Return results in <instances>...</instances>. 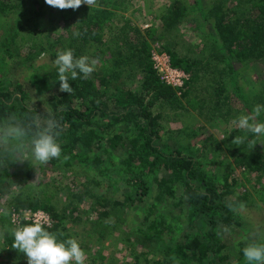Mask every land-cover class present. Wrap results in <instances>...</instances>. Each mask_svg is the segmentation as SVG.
Masks as SVG:
<instances>
[{
	"label": "trees",
	"instance_id": "trees-1",
	"mask_svg": "<svg viewBox=\"0 0 264 264\" xmlns=\"http://www.w3.org/2000/svg\"><path fill=\"white\" fill-rule=\"evenodd\" d=\"M84 1L73 12L78 18L65 20L69 33L63 45L58 39L38 43L20 37L16 42L17 31L0 38V255L7 257L1 264L35 263L36 253L51 248L65 253L59 243H71L68 220L76 222L86 214L94 216L89 224L95 239L83 242L87 253L96 249L86 254L84 264H106L102 252L108 240L121 253L126 250L122 264H264V237L234 245L223 240L226 232L241 227L238 210L249 195L236 193L231 167L223 176L209 171L205 156L212 137L191 145L199 129L193 135L184 133L186 124L168 129L162 115L155 114L157 104L178 108L187 98L199 62L167 49L171 65L189 80L181 91L163 85L152 69L147 41L131 42L130 34L139 36V30L115 12L124 0ZM204 2L188 6L184 0H166L163 29H174L199 11L203 19H211L219 52L227 59L246 65L264 58V0ZM52 3L59 15L71 6ZM24 4L0 0V15L21 17ZM30 13L38 37L45 11ZM116 20L123 23L119 29ZM122 41L128 47L118 46ZM55 48L49 66L31 64ZM110 52L111 66L106 65ZM133 61L142 81L130 88L118 83L119 69ZM96 62L105 65L100 69ZM19 66L29 71L24 78L11 73ZM41 70L45 76L39 75ZM130 77L137 76L128 73L126 79ZM33 95L41 100L31 103ZM258 127L264 131L263 125ZM255 132L251 126L245 136L240 131L236 136L248 144L257 141ZM245 149L234 154L233 165L259 180L264 155ZM38 211L49 215L51 228L11 223L14 214ZM128 213L140 218L138 225H126Z\"/></svg>",
	"mask_w": 264,
	"mask_h": 264
},
{
	"label": "rangeland",
	"instance_id": "rangeland-1",
	"mask_svg": "<svg viewBox=\"0 0 264 264\" xmlns=\"http://www.w3.org/2000/svg\"><path fill=\"white\" fill-rule=\"evenodd\" d=\"M60 1L73 5L72 7H66L68 10L67 13L65 12L66 15H59V11L52 3L54 0H25L21 10V12H25V15L21 17L13 13L0 15V38H3V35L10 36L17 31L19 35L16 42L20 37L27 38L29 41L35 40L38 43L47 41L55 43L58 39L63 45L69 33L65 20L69 23L73 21L70 18H78L76 14V16L73 15V12L87 3L84 0ZM89 1L90 3L93 2V0ZM165 1L124 0L115 12L118 18L128 20L133 28L139 30V36L132 32L129 40L131 42H136L135 38L146 40L149 46V55L154 49L163 50L164 52L168 49L180 57L186 56L188 59H195L197 63L199 62L197 79L191 85L187 98L181 102L178 108H169L159 103L155 107V114L158 112L162 115V120L164 124L166 123L168 129L180 130L186 124L187 130L184 133L188 135H193V130L199 129L198 132L195 131V137L189 141L191 145L203 141L206 136L212 137L213 141L208 143V155L205 156V160H210L209 171L223 176L226 167H231V173L235 174L237 178L236 193L247 192L249 195L246 202H241L238 210L241 216V227L226 232L227 235L224 236L223 240L227 241L229 245H234L242 239L247 241L260 240L264 237V176L257 180L256 174L242 175V170L236 169L233 165V159L234 154L243 152L247 147L250 151H257L264 155V131L258 127L259 125L264 127V105L262 104L264 102V58L246 65L230 58L227 59L225 54L219 52L220 49L216 43L217 37L211 19H203L199 11H196L187 18V21L176 28L168 31L164 30L165 27H163L161 19L164 14ZM201 1L203 5L206 4L205 0ZM184 2L188 6H192L194 0H184ZM32 10L45 11L41 22L38 24V30L43 33L38 37H36V28L33 26L35 20L30 13ZM204 13L207 17L206 10ZM116 22V28L119 29L121 25L123 26L122 21L116 20ZM147 34H149V38L146 37ZM128 45L127 41L118 43L120 47L124 46L126 48ZM58 46L60 47V45ZM54 52H57L56 48L53 51L39 54L31 64L35 68L49 66L54 60ZM112 54L114 52L107 54L111 61L106 65H112ZM5 64L10 66L9 62H5ZM103 64L95 63L100 69ZM26 65L30 66L28 63ZM119 70L122 71V74L118 83L123 82L124 86L130 88L139 86L142 76L139 74L135 62L128 68L122 67ZM27 72H29L27 68L19 66L11 73L24 78ZM128 73L137 77L126 79ZM45 74L42 70L39 72L40 76H45ZM40 100L41 96L33 95L31 103H37ZM251 126L256 131L254 139H257V141L254 142L253 140L252 143L245 144L242 138H237L236 134L239 133L236 132L240 131L242 134L239 135L245 136L244 132ZM50 175L47 174V176ZM78 181H81V179ZM30 184L33 185V182ZM58 185L62 187L63 184L60 182ZM30 193L34 194L35 191H30ZM7 197L9 196L7 195ZM5 199H3V203ZM126 218V225L131 222V227L138 225L140 221V218H137L133 213H128ZM92 220H94L93 214L82 215L76 222L72 219L68 220L69 223L67 222L66 229L67 233L72 236L71 243L66 245L63 242L59 243L60 247L65 248V253L61 250L56 251L57 254L62 256V259L58 258L54 249L51 248L50 251L43 254L36 253L35 263L30 261L29 263L84 264L87 255L89 253L93 254L94 249H96L94 248L87 253V247L85 246L91 244L95 239V235H90L89 223ZM110 241L105 242L107 244L103 248L102 255L105 258L102 263L111 264L109 260L112 259L113 264H122L119 261L121 256L127 254L126 250L121 253L120 247ZM2 261L6 262L7 257H1L0 255V264ZM25 264H28V261Z\"/></svg>",
	"mask_w": 264,
	"mask_h": 264
},
{
	"label": "built area",
	"instance_id": "built-area-1",
	"mask_svg": "<svg viewBox=\"0 0 264 264\" xmlns=\"http://www.w3.org/2000/svg\"><path fill=\"white\" fill-rule=\"evenodd\" d=\"M150 62L153 71L163 85L168 86L175 91H181L184 89L185 83L188 81V76L184 71L176 69L171 65L170 58L166 52L159 49L152 50L150 54ZM22 222H31L36 226H43L45 228H51L53 225L49 215L42 211L34 213L24 212L22 216H19L18 214L12 215L11 223L14 226L19 227Z\"/></svg>",
	"mask_w": 264,
	"mask_h": 264
}]
</instances>
